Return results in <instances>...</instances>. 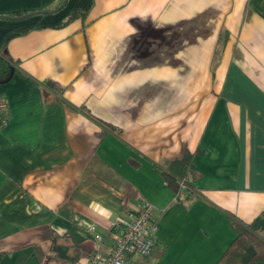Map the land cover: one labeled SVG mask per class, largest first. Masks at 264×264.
Segmentation results:
<instances>
[{
    "label": "crops",
    "instance_id": "0c3cea01",
    "mask_svg": "<svg viewBox=\"0 0 264 264\" xmlns=\"http://www.w3.org/2000/svg\"><path fill=\"white\" fill-rule=\"evenodd\" d=\"M0 0V264L51 252L153 205L150 257L214 264L235 218L264 238V0ZM53 86H52V85ZM59 89V92L55 87ZM188 157V188L163 173Z\"/></svg>",
    "mask_w": 264,
    "mask_h": 264
},
{
    "label": "trees",
    "instance_id": "16d2710c",
    "mask_svg": "<svg viewBox=\"0 0 264 264\" xmlns=\"http://www.w3.org/2000/svg\"><path fill=\"white\" fill-rule=\"evenodd\" d=\"M61 5L59 6L61 7ZM15 14L17 16L24 15L20 12ZM15 70L14 63L0 53V84L7 82L13 76ZM55 89L59 92L57 87ZM191 171L188 157L184 156L171 161L167 167V172L163 173V176L168 186L176 192L179 189V180L186 178L188 185V175ZM230 225L236 236L214 264H264V238L259 236L250 224L243 223L235 218L230 220ZM51 252L56 257L71 262L82 259V250L79 243L75 242L68 233L64 235L52 234Z\"/></svg>",
    "mask_w": 264,
    "mask_h": 264
},
{
    "label": "built area",
    "instance_id": "2783aa9c",
    "mask_svg": "<svg viewBox=\"0 0 264 264\" xmlns=\"http://www.w3.org/2000/svg\"><path fill=\"white\" fill-rule=\"evenodd\" d=\"M5 103L0 97V125L5 123L3 109ZM180 191L188 188L186 178L179 180ZM153 205L142 200L137 209L129 212L126 217L116 219L111 227L110 234L112 244L106 254L100 252L105 239L101 234H95L94 240L97 249L87 252L83 258L74 264H133L131 260L135 256L150 257L155 243L157 224L152 218Z\"/></svg>",
    "mask_w": 264,
    "mask_h": 264
},
{
    "label": "water",
    "instance_id": "95a60500",
    "mask_svg": "<svg viewBox=\"0 0 264 264\" xmlns=\"http://www.w3.org/2000/svg\"><path fill=\"white\" fill-rule=\"evenodd\" d=\"M67 0H63V3L61 6H63L65 3H66ZM51 13V12H54V11H35V12H32V13H27V14H24V15H21V16H16V17H13V16H9V15H0V18H3V19H20V18H25V17H28V16H31V15H34V14H39V13Z\"/></svg>",
    "mask_w": 264,
    "mask_h": 264
}]
</instances>
